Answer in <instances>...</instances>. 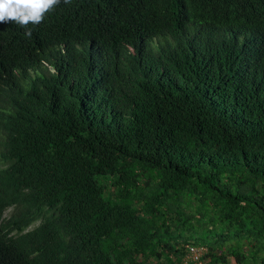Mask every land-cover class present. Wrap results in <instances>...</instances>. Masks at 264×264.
Listing matches in <instances>:
<instances>
[{"label":"trees","instance_id":"1","mask_svg":"<svg viewBox=\"0 0 264 264\" xmlns=\"http://www.w3.org/2000/svg\"><path fill=\"white\" fill-rule=\"evenodd\" d=\"M28 27L0 23V264H264V0Z\"/></svg>","mask_w":264,"mask_h":264},{"label":"clouds","instance_id":"2","mask_svg":"<svg viewBox=\"0 0 264 264\" xmlns=\"http://www.w3.org/2000/svg\"><path fill=\"white\" fill-rule=\"evenodd\" d=\"M60 2L61 0H0V23H14L25 29V35L31 36L32 29L28 26L42 23L45 15ZM63 2L70 4L72 0Z\"/></svg>","mask_w":264,"mask_h":264},{"label":"built area","instance_id":"3","mask_svg":"<svg viewBox=\"0 0 264 264\" xmlns=\"http://www.w3.org/2000/svg\"><path fill=\"white\" fill-rule=\"evenodd\" d=\"M207 253V248L204 246H195V245H189L188 246V253L185 258L186 262L188 260H193V261H202L204 256Z\"/></svg>","mask_w":264,"mask_h":264},{"label":"rangeland","instance_id":"4","mask_svg":"<svg viewBox=\"0 0 264 264\" xmlns=\"http://www.w3.org/2000/svg\"><path fill=\"white\" fill-rule=\"evenodd\" d=\"M259 60H260V59L258 58V61H259ZM106 183H107V184H106V187H107V188H108V187L110 188V187H111V183H110V182H106ZM12 210H13V208L8 209V210L5 212L4 216H5V217H8V216L11 214ZM38 223H39V221L33 223V224L30 226V228H28L27 230H30V229L35 228V227L38 225ZM14 233H15V232H14ZM229 259H230V263H231V264H236V262H235V260H234L233 257H230Z\"/></svg>","mask_w":264,"mask_h":264}]
</instances>
